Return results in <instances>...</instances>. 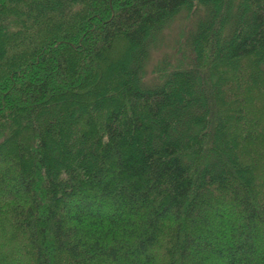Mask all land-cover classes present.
I'll use <instances>...</instances> for the list:
<instances>
[{
	"label": "trees",
	"instance_id": "obj_1",
	"mask_svg": "<svg viewBox=\"0 0 264 264\" xmlns=\"http://www.w3.org/2000/svg\"><path fill=\"white\" fill-rule=\"evenodd\" d=\"M0 264H264V0H0Z\"/></svg>",
	"mask_w": 264,
	"mask_h": 264
},
{
	"label": "rangeland",
	"instance_id": "obj_2",
	"mask_svg": "<svg viewBox=\"0 0 264 264\" xmlns=\"http://www.w3.org/2000/svg\"><path fill=\"white\" fill-rule=\"evenodd\" d=\"M197 11L189 14L186 10H181L159 32L151 46L147 61L146 78L148 81L156 82L158 69L165 62L177 64L185 61V57L188 56L186 36L198 20L200 12ZM184 53H186L185 56Z\"/></svg>",
	"mask_w": 264,
	"mask_h": 264
}]
</instances>
